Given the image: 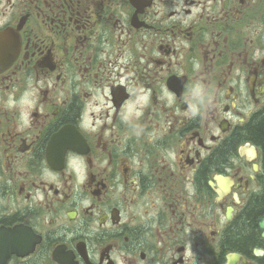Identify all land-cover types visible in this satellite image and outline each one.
Instances as JSON below:
<instances>
[{"label":"flooded vegetation","instance_id":"obj_1","mask_svg":"<svg viewBox=\"0 0 264 264\" xmlns=\"http://www.w3.org/2000/svg\"><path fill=\"white\" fill-rule=\"evenodd\" d=\"M262 121L264 0H0V264H262Z\"/></svg>","mask_w":264,"mask_h":264},{"label":"clouds","instance_id":"obj_2","mask_svg":"<svg viewBox=\"0 0 264 264\" xmlns=\"http://www.w3.org/2000/svg\"><path fill=\"white\" fill-rule=\"evenodd\" d=\"M195 67L198 68L199 66L196 65ZM191 91H192V95L194 97H196V98H199L201 100V102H202V100H203V93H204L203 86L200 85V84H195V85H193ZM32 95H33L32 92H25L24 97L22 98V101L21 102L24 103V104H28L29 106H31V103L34 102V101H29L28 98L30 96H32ZM7 106L10 107V108L14 106L11 98H9V102H8V105ZM190 109H191V113L192 114H196L197 113V107H196L195 104L190 105ZM25 122H27V121L25 120ZM77 171H78V174H79V180H80V182H83V180L85 179L83 167L78 168Z\"/></svg>","mask_w":264,"mask_h":264},{"label":"trees","instance_id":"obj_3","mask_svg":"<svg viewBox=\"0 0 264 264\" xmlns=\"http://www.w3.org/2000/svg\"><path fill=\"white\" fill-rule=\"evenodd\" d=\"M249 134L255 136L259 141H264V121H262L261 123L255 125L254 127L250 128L249 130ZM254 210H259L260 207L255 206L253 208ZM253 214V213H252ZM255 214H253L254 216ZM252 217V215H250ZM251 217H248L245 221V224L247 226V230H251L250 226H252L253 224L251 223ZM250 225V226H249ZM253 238H246V232L241 236V240L237 241V244L239 246H243L246 245L247 243H250V241H252ZM262 264H264V260L262 261Z\"/></svg>","mask_w":264,"mask_h":264},{"label":"water","instance_id":"obj_4","mask_svg":"<svg viewBox=\"0 0 264 264\" xmlns=\"http://www.w3.org/2000/svg\"><path fill=\"white\" fill-rule=\"evenodd\" d=\"M258 225H259V230H260L261 235L264 236V218L259 221ZM237 258H238L237 255H234L233 257L230 256L229 264H234L235 262H237Z\"/></svg>","mask_w":264,"mask_h":264}]
</instances>
